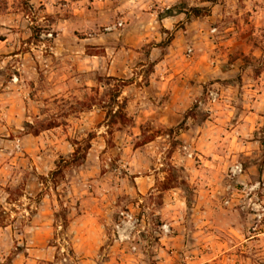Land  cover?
<instances>
[{"label":"rangeland","instance_id":"rangeland-1","mask_svg":"<svg viewBox=\"0 0 264 264\" xmlns=\"http://www.w3.org/2000/svg\"><path fill=\"white\" fill-rule=\"evenodd\" d=\"M46 3L54 4V11L49 13ZM192 6H207L210 11L194 17L186 14ZM143 8L128 0H0V20L16 22L4 25L10 31L2 32L24 33L29 28L30 37L25 41L43 43L35 59L38 67L42 62L59 70L58 75H52L56 78L51 82L56 84L51 88L38 94L32 91L41 99L42 117L25 122V131L32 132L40 124L64 125L73 117L68 122L70 140L78 141L81 152L86 141L99 134L105 145L87 150L75 163H65L72 153L60 154L45 175L26 163L20 183L0 190V227L13 224L19 228L27 222L24 211V217L12 215L11 211L21 209L6 202L23 194L22 183L28 179L42 183L41 191L33 187L36 195L29 204L35 205L40 194L53 191L58 201L50 240L57 246V260L41 264H264V125L241 137L248 142L244 151L228 153L232 138L225 139V146L219 138L218 148L226 149L229 163L217 165L209 197L195 192L186 177L185 166L191 169L197 156L195 160L179 157V149L185 152L177 138L183 121L169 126L154 117L156 108L147 103L154 100L160 105L167 99V91L161 93L151 86L163 81V75L171 74L170 81L176 83L179 94L201 85L195 99L203 103L210 84L216 83L219 93L224 87L222 93L228 98L237 86L256 79L264 69V0H180L169 7L179 17L164 23L156 13L167 9ZM65 18L71 21L65 23ZM57 19L62 23L53 29ZM58 31L62 39L55 43ZM233 63L236 65L231 66ZM49 77L39 75L40 80ZM114 78L128 80L121 87L118 104L110 99L118 84ZM258 84L263 87L264 104V83ZM239 93L238 102H216L211 104V112L224 118L231 112L252 109L244 107L242 88ZM128 98L138 101L130 115L122 110L125 120L106 116L107 110L115 112ZM190 102V108L197 104L194 118L208 115L206 105ZM132 114H141L140 119L134 122ZM231 123L221 122L224 128ZM59 161V172L53 173ZM234 164H241L242 172L231 176L229 168ZM89 191L99 199V205L109 209L101 216L103 241L96 249L82 242L76 249L69 213L77 208L79 195ZM22 204L29 206L26 200ZM121 212L132 217L128 237L120 239L115 225L125 218ZM91 237L99 241L97 229ZM18 247L16 239L8 246L0 244V264H8Z\"/></svg>","mask_w":264,"mask_h":264},{"label":"crops","instance_id":"crops-1","mask_svg":"<svg viewBox=\"0 0 264 264\" xmlns=\"http://www.w3.org/2000/svg\"><path fill=\"white\" fill-rule=\"evenodd\" d=\"M128 1L133 2L135 6L144 5L143 9L146 10H151L152 7L168 9L172 4L180 2V0ZM46 6L49 13L56 8L52 3H49V5L46 3ZM153 12L155 13V11ZM158 14L159 12L156 13L157 17ZM178 15L171 14L158 20L164 23L165 21L176 19L179 17ZM63 21L69 23L71 20L65 18ZM61 23L62 20L57 19V22L52 24L53 29H59ZM13 24H16L14 19L11 24L0 20V190H5L4 187L6 186L13 187L18 185L22 173L21 168L25 167L28 162L35 168L38 174H47L54 166L58 156L60 154L73 153L75 145L70 140L72 135L68 124L69 121H72L73 117H70L71 119L69 120L66 119L68 121L67 124H58L40 130L36 135L25 131V122L41 119L40 106L42 102L37 94L41 90L51 88L55 80L53 78H56L52 75H58L59 70H54L52 66L43 64L42 62L38 67L35 59H38L37 57H39L43 43L34 44L33 42L25 41V39L30 37L29 28L24 33L2 32V30L10 31L4 25ZM165 27L168 29L167 26ZM59 39H62V34L58 31L54 37L55 43ZM51 49L53 52H56L55 48L51 47ZM235 65L234 63L231 64V66ZM87 69L89 70L90 68ZM213 71L216 72V70ZM41 73H44V76L49 74L50 77L46 80H40L39 75ZM170 75L167 77L163 75V78H165L163 81H155L151 84L152 87L161 89V93L167 91L169 94L167 99L160 105L154 100H149L147 103L152 104L156 108V110H153L154 117H158L160 121L167 123V125H176L183 121L185 128L179 129L180 133L177 135V138L181 142L180 146L185 152L179 149V157L187 159V156H189L192 160H195L194 155H196L198 158L195 161L196 163L190 166L191 169L185 166L188 172L186 177L193 185L195 192L203 193L210 197L213 195L212 179L217 165L229 163L228 158L226 159V156H229V154L226 155V149L218 148L220 145L219 138L222 139L221 146H225L224 141L227 137L232 138V148L228 150V153L238 150L244 151L246 148L245 144L248 142L242 141L241 137L246 135L248 131L252 133L257 130L258 126L264 125L263 91H261L263 87L258 84V81L264 83V69L257 74V78L253 79L252 82H245L240 87L237 86L235 92L233 88L231 92L234 93H231L228 98L223 94L224 87L219 88L221 91L219 93L214 88L216 83L210 84L211 88L207 90L209 95L205 103L195 99V96L199 95L201 91V85L186 88L184 92L181 91V94H179L176 83L170 81ZM52 79L53 82H51ZM47 81H50L49 84ZM239 88L243 89L244 95L242 97L246 99L244 107L252 109L242 112H231L230 116L224 118L222 115L220 116L217 113L211 112L213 110L211 104L214 106L217 104L216 102L219 104H234V100L238 102L241 99L239 96L242 95L239 93ZM33 90H37V94H34ZM191 100L200 105H206L208 115L201 119L194 117L184 119L185 111L192 105ZM137 101V98H128L125 101V110L129 111L128 115L132 113V108L136 105ZM158 108L160 110H157ZM231 108L236 109L234 105H231ZM145 113L148 114V112ZM81 115H84V112ZM132 115L134 122H137V119H140L139 116H141V114H138L139 116ZM225 120L232 122L228 128H224L223 124H221ZM90 143V148L88 149L90 151L96 145L105 147L103 136H100V134L93 137ZM235 156L232 155L233 158ZM41 185L42 183L40 182H32L27 179L22 183L23 189L21 191L23 194L15 201L10 200L6 202V204L14 205L17 206V209H21V212L11 211L12 215L18 214L24 217L22 211L28 215L27 222L19 228L13 224H6L0 227V244L8 246L10 242L14 244L16 239V245L20 246L14 252L8 264H41L46 261L53 262L57 260L55 256L57 246L50 244L55 231L54 206L58 202L54 191L40 194L39 199L34 201L35 205L29 204L32 202L31 197L36 195L33 187L35 186L38 191H41ZM83 193L78 197L80 202L77 204V208H73L69 213V226L71 232H75L71 240L76 249H80L82 243L96 249L101 246L104 235L102 234L101 216H103L105 210L109 211V209L104 208L103 204L99 205V199L93 197L92 192L89 191L85 196ZM6 194L8 195V193ZM25 200L29 206L22 204V201ZM56 227L62 228L59 225H56ZM94 229H97L99 232V241H94L91 237V232Z\"/></svg>","mask_w":264,"mask_h":264},{"label":"trees","instance_id":"trees-1","mask_svg":"<svg viewBox=\"0 0 264 264\" xmlns=\"http://www.w3.org/2000/svg\"><path fill=\"white\" fill-rule=\"evenodd\" d=\"M172 8H168L166 11H164V13H159L158 14V19H161L162 17H167L169 15L172 14ZM210 9L207 6H192L187 10L188 15L194 16V17H199V16H205L208 15ZM167 31V30H165ZM108 78H113L111 76H108ZM117 81V85L115 86V89L112 90V92L110 93V99L112 101V103L118 104V98L121 94V87L125 86L128 84V80H123V79H118V78H114ZM125 101H122L120 105H117L118 108L115 112L112 113V110H107L106 112V116H110V115H118L121 119L125 120L126 116L125 114L122 113V110L125 108ZM197 108V104H194L192 106V108H190L189 110H187L184 114V119L188 118V117H194L193 111H195ZM183 123V122H182ZM182 123L179 124L178 128H182ZM58 125L57 123H49L47 125H43L40 124V127L37 129H34L31 133L36 135L37 133H39L40 130L43 129H47L53 126ZM76 145V148L74 149L70 160L65 161L66 164L69 163H75L77 161H79L80 159L84 158L85 156V152L90 148V138L86 141L85 146L83 147V152H81V148L78 147V141H74L73 142ZM261 144L264 145V140H262ZM81 152V153H80ZM59 167H60V161L57 163V169L53 172V173H58L59 172Z\"/></svg>","mask_w":264,"mask_h":264},{"label":"built area","instance_id":"built-area-1","mask_svg":"<svg viewBox=\"0 0 264 264\" xmlns=\"http://www.w3.org/2000/svg\"><path fill=\"white\" fill-rule=\"evenodd\" d=\"M189 52H191V49L188 50ZM242 172V166L241 164H234L229 168V174L231 176H235L238 173ZM122 215L124 214L125 218H127V220L124 218L122 219L119 223H117L115 225V229H116V233L118 238H127L128 235L126 234V230L128 227H130L129 223H130V219H131V214L125 213V212H121Z\"/></svg>","mask_w":264,"mask_h":264}]
</instances>
